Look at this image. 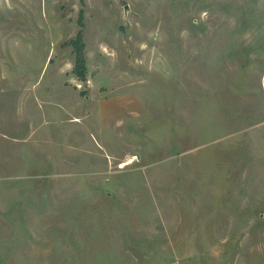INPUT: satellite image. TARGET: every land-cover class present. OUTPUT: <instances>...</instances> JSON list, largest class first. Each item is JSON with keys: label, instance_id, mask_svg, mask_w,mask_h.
I'll return each mask as SVG.
<instances>
[{"label": "rangeland", "instance_id": "rangeland-1", "mask_svg": "<svg viewBox=\"0 0 264 264\" xmlns=\"http://www.w3.org/2000/svg\"><path fill=\"white\" fill-rule=\"evenodd\" d=\"M0 264H264V0H0Z\"/></svg>", "mask_w": 264, "mask_h": 264}, {"label": "trees", "instance_id": "trees-1", "mask_svg": "<svg viewBox=\"0 0 264 264\" xmlns=\"http://www.w3.org/2000/svg\"><path fill=\"white\" fill-rule=\"evenodd\" d=\"M69 44L72 46L74 53V67L73 73L75 76L81 80H86L87 66H86V56H85V44L83 41L82 31L80 30L76 37L69 41Z\"/></svg>", "mask_w": 264, "mask_h": 264}]
</instances>
